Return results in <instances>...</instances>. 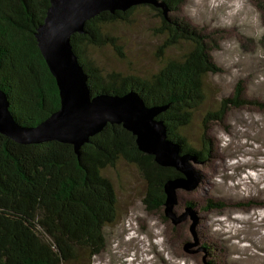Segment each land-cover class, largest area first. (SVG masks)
<instances>
[{"label":"trees","instance_id":"1","mask_svg":"<svg viewBox=\"0 0 264 264\" xmlns=\"http://www.w3.org/2000/svg\"><path fill=\"white\" fill-rule=\"evenodd\" d=\"M159 1L166 5L168 18L150 5L102 12L86 23L85 34L72 36V49L88 77L92 96L134 91L147 106L163 107L157 120L163 122L168 139L200 163L209 153L207 147L202 145L200 153H195L186 145L184 132L205 102V79L221 70L201 31L173 16L184 0ZM49 6V0H0V90L22 126H35L60 107L56 81L35 38ZM142 8H149L158 20L153 32L163 38L157 52L160 67L147 77L103 73L88 57V49L110 48L124 58L112 31ZM184 44L186 51L167 57L166 53ZM241 97L238 90L206 116L221 121L232 107L264 109ZM79 153L78 158L68 144L20 145L0 134V264H92L105 250L106 228L117 220L116 193L102 175L106 168L124 162L137 169L145 183L147 211L160 210L164 184L181 177L140 152L135 137L121 125L107 124Z\"/></svg>","mask_w":264,"mask_h":264},{"label":"rangeland","instance_id":"2","mask_svg":"<svg viewBox=\"0 0 264 264\" xmlns=\"http://www.w3.org/2000/svg\"><path fill=\"white\" fill-rule=\"evenodd\" d=\"M173 16L201 31L221 70L205 79V102L184 132L195 153L202 145L209 151L202 162H190L199 184L193 191L177 190L174 211L186 218L173 224L164 206L146 210L145 183L134 166L119 162L103 170L116 193L117 220L106 228L105 250L92 264H264V109L232 107L221 121L206 116L238 90L241 99L264 105V0H184ZM157 22L149 8L137 10L112 31L124 58L110 48L88 49V57L103 73L151 75L161 65ZM219 183L237 188L227 192ZM214 221H225V232L234 229L226 234Z\"/></svg>","mask_w":264,"mask_h":264},{"label":"water","instance_id":"3","mask_svg":"<svg viewBox=\"0 0 264 264\" xmlns=\"http://www.w3.org/2000/svg\"><path fill=\"white\" fill-rule=\"evenodd\" d=\"M43 23L35 38L46 65L56 81L60 107L35 126H22L9 109L6 94L0 90V134L17 144H39L55 141L73 147L79 158L82 145L100 133L107 124L121 125L135 137L137 149L151 155L157 165L173 168L181 177L167 180L164 216L173 224L183 221L186 214L177 215V190L193 191L199 182L190 162L194 156L183 154L178 145L168 139L166 129L157 116L164 110L147 106L134 91L122 96L90 94L86 76L73 52L71 38L85 34L86 23L102 12L126 11L132 6L150 5L160 8L165 18L168 9L159 0H49ZM196 221V213L186 208Z\"/></svg>","mask_w":264,"mask_h":264},{"label":"bare ground","instance_id":"4","mask_svg":"<svg viewBox=\"0 0 264 264\" xmlns=\"http://www.w3.org/2000/svg\"><path fill=\"white\" fill-rule=\"evenodd\" d=\"M223 159V158H222ZM221 160V159H220ZM221 162H222V160H221ZM222 164L224 165V166H227L224 162H222ZM219 168V166L216 168V169H218ZM212 173H211V171H210V174L208 175V181H207V186H208V188H210L212 185H213V178H212ZM262 180L264 181V177H262ZM219 187L221 188V189H224L225 191H227V192H229V190H233V189H236L237 187L236 186H233V187H229L228 185H225L224 183H219ZM226 221H229V219H226ZM211 223H213V224H217L220 228H219V231H223V229L224 228H226L225 226H224V224H225V221L224 222H217V221H214V222H211ZM211 223H209V224H207L208 225V227H211ZM227 223V222H226ZM227 229V228H226ZM234 228H233V226L230 228L229 227V231H223L224 233H226V234H229L230 233V230H233ZM261 240V239H260Z\"/></svg>","mask_w":264,"mask_h":264}]
</instances>
